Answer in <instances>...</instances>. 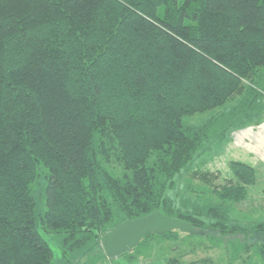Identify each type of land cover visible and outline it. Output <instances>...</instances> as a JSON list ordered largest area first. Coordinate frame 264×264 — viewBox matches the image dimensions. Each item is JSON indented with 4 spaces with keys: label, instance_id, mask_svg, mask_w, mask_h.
<instances>
[{
    "label": "trees",
    "instance_id": "16d2710c",
    "mask_svg": "<svg viewBox=\"0 0 264 264\" xmlns=\"http://www.w3.org/2000/svg\"><path fill=\"white\" fill-rule=\"evenodd\" d=\"M263 95L264 0H0V264H52L39 165L42 228L72 249L103 248L105 232L158 210L204 236L264 233V221L248 231L222 205L184 210L169 193ZM230 166L213 191L239 202L255 169Z\"/></svg>",
    "mask_w": 264,
    "mask_h": 264
},
{
    "label": "rangeland",
    "instance_id": "374dc122",
    "mask_svg": "<svg viewBox=\"0 0 264 264\" xmlns=\"http://www.w3.org/2000/svg\"><path fill=\"white\" fill-rule=\"evenodd\" d=\"M160 11L162 12V9ZM232 105L229 103L227 106ZM208 114H198L188 120L191 123H199L207 119ZM211 114L212 112H210V116ZM249 114L252 118L251 121L257 122L264 117V95L260 101V107L251 109ZM218 146L223 148L225 144L219 142ZM215 154L216 149L213 154L208 152L204 158L203 166L199 165L202 156L196 161L191 171L181 176L177 175L174 186L169 190L170 196L175 198L176 203L184 210L197 206L207 208L222 205L229 220L248 228L251 224L264 221V178L260 179L261 176L255 170V181L247 184L248 191L244 199L239 202L223 201L218 194L214 193L213 189L217 190L218 186H222L230 179H222L219 171L210 170V157ZM196 172L215 173L218 177L210 178L211 182H209V180L205 181L196 176ZM48 173L49 171L43 165L38 166L36 177L32 183V192L36 199L37 228L53 251L52 264H161V262H167L168 259L174 261L175 257L181 261L179 264H264V258L257 246L264 240V233L254 230L246 233L248 235L242 232L221 235L216 232L212 233L211 237L182 232L176 241L164 240L160 242L156 238L152 241H144L132 251L114 258L108 257L103 248L92 245L90 248L81 245L72 249L63 243L64 234L48 233L42 228L40 218L47 209L45 187L48 183ZM232 173L234 175L233 169Z\"/></svg>",
    "mask_w": 264,
    "mask_h": 264
},
{
    "label": "water",
    "instance_id": "95a60500",
    "mask_svg": "<svg viewBox=\"0 0 264 264\" xmlns=\"http://www.w3.org/2000/svg\"><path fill=\"white\" fill-rule=\"evenodd\" d=\"M174 230L192 235H203V230L178 217H171L161 211H154L136 219H126L101 236L105 254L114 258L132 251L147 234L163 235Z\"/></svg>",
    "mask_w": 264,
    "mask_h": 264
},
{
    "label": "crops",
    "instance_id": "0c3cea01",
    "mask_svg": "<svg viewBox=\"0 0 264 264\" xmlns=\"http://www.w3.org/2000/svg\"><path fill=\"white\" fill-rule=\"evenodd\" d=\"M224 144L222 148L217 143L210 152L213 154L216 149V154L210 157L211 171H219L222 179H232L234 175L230 163L239 161L252 166L261 176L260 179L264 178V117L257 122L250 121L244 127L233 131ZM204 158L206 155L201 158L199 165L203 166Z\"/></svg>",
    "mask_w": 264,
    "mask_h": 264
}]
</instances>
